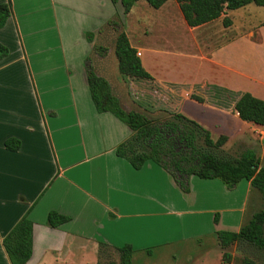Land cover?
I'll return each instance as SVG.
<instances>
[{"label": "crops", "instance_id": "crops-1", "mask_svg": "<svg viewBox=\"0 0 264 264\" xmlns=\"http://www.w3.org/2000/svg\"><path fill=\"white\" fill-rule=\"evenodd\" d=\"M1 3L9 4L10 14L0 27V43L8 50L0 59V264H11L2 240L24 215L33 224L27 264H97L106 261L107 250L118 260L116 248L124 244L132 246L133 262L134 255L147 252L150 257L154 251L171 247L187 250L184 245L191 242L203 250L202 258L207 260L222 246L219 230L238 231L249 221L254 212L249 216L247 206L258 192L248 180L229 189L218 178L192 175L189 191L184 192L154 161L146 160L135 168L119 156L116 148L131 130L111 111L96 108L87 68L108 82L126 111L139 110L133 109L130 99L122 102L118 91L153 81L172 92L170 102L154 103L161 111L181 113L211 134L215 128L227 140L231 118L253 124L241 120L234 109L238 96L223 106L178 92L184 84H206L207 80L187 83L157 78L150 72V80L124 78L114 52L120 32L117 20L122 17L120 1ZM219 18L189 27L182 17L184 25L195 31L191 38L194 52L216 67L229 68L230 62L218 56L227 54L235 39L204 28ZM106 30L113 35L109 46ZM126 35L142 61L144 47ZM206 86L249 92L235 90L225 81ZM7 141L17 147H8ZM51 211L69 219L51 226L47 223ZM167 254L171 259L177 256Z\"/></svg>", "mask_w": 264, "mask_h": 264}, {"label": "trees", "instance_id": "trees-1", "mask_svg": "<svg viewBox=\"0 0 264 264\" xmlns=\"http://www.w3.org/2000/svg\"><path fill=\"white\" fill-rule=\"evenodd\" d=\"M120 1L122 13L130 11L137 0ZM148 5L157 9L167 0H145ZM182 16L189 27L219 18L227 11L243 7L251 2L264 7V0H175ZM10 14L8 3L0 4V27ZM223 24L230 25L228 16ZM7 48L0 43V59L7 54ZM114 52L118 60V70L123 76L150 80L152 75L145 69L137 50L130 44L124 31L116 35ZM87 81L92 100L99 111H111L131 130L130 135L116 148L119 156L125 157L135 168H140L146 160H152L165 169L184 191H189V177L195 175L203 179H220L227 188H234L237 183L246 179L256 188L264 199V165L251 149H246L239 156H232L223 150L227 136L219 135L213 139L208 129L181 113L162 110V114L149 117L139 111H126L114 94L108 82L87 68ZM214 98H224L228 102L215 101L218 105L228 106L235 99L234 109L239 118L245 122L264 126V99L250 92H237L213 86ZM192 99L199 102L203 98L192 94ZM225 101V100H224ZM7 146L16 148L7 141ZM69 218L56 212H49L47 223L56 226ZM32 221L24 215L4 236L2 242L11 264H27L32 253ZM220 244L228 246L234 242H247L264 250V207L254 212L249 221L238 231L217 232ZM118 260L99 261L97 264H132L133 248L124 244L116 248ZM224 255V254H223ZM239 264H259L252 259L244 258Z\"/></svg>", "mask_w": 264, "mask_h": 264}, {"label": "rangeland", "instance_id": "rangeland-1", "mask_svg": "<svg viewBox=\"0 0 264 264\" xmlns=\"http://www.w3.org/2000/svg\"><path fill=\"white\" fill-rule=\"evenodd\" d=\"M121 16L122 20H117L120 27L118 29L122 31L125 23L126 33H129L135 42L138 40L137 45L144 47L143 65L153 76L184 80L187 83L201 80H207L208 83L206 84L225 81L231 83L235 90H246L264 99L263 6L251 2L230 13L228 16L230 25L225 26L223 24L224 17L222 16L216 23L204 27L215 34L227 35L235 39L234 47L229 49L227 54L218 56L219 59L230 62L229 68L216 67L210 61L203 60L197 52H194L196 49L193 50L194 44L191 42V38L195 31L193 32L184 25L182 13L174 0L168 1L157 9L148 5L145 0H139L130 12L122 13ZM123 21L125 22L123 23ZM143 32L144 35H142ZM117 33L118 31H116ZM104 34L110 39L108 46L111 45L113 35L107 30ZM169 46L171 47L170 52L165 51V47ZM174 47H178V49L174 50ZM123 77L127 78L126 76ZM252 77L259 80L255 81ZM132 79L135 82L138 81L136 78ZM206 84H184L178 92L187 96L192 94L201 96L206 102H228L230 95L218 93V96L222 94L224 98L215 99L213 97L215 91L207 88ZM208 86L210 87V85ZM126 87L118 91L122 97V102H129L130 99L134 102L133 109H138L139 112L145 113L151 118L163 113L161 108L154 104L155 102H164V100L170 102L171 99L168 94H172V92L168 91L166 86H159L153 81H147L145 84L133 83L130 89L128 85ZM239 122L238 119L231 118L227 123L226 129L230 137L224 144L223 150L232 156H239L243 151L251 148L259 157L260 165H264V126L246 125ZM221 125L224 126L225 124ZM214 130L216 129H213L211 135L213 139H216L219 134ZM239 133L241 135L237 138ZM256 192H258L257 199L254 202L249 201L247 206L249 216L264 207V199L261 193L257 189ZM184 246H187L188 249L171 247L169 250L163 248L154 251L150 257L146 256L147 252L142 253V256L134 255L133 262L134 264H220V262L239 264L244 258H248L259 264H264V250L243 241L231 243L227 247L219 246L216 251L210 253L207 260L206 257L202 258L204 252L197 245L195 246L191 242ZM166 250L177 255L176 258L171 259ZM105 252L104 260L114 259L112 250Z\"/></svg>", "mask_w": 264, "mask_h": 264}, {"label": "built area", "instance_id": "built-area-1", "mask_svg": "<svg viewBox=\"0 0 264 264\" xmlns=\"http://www.w3.org/2000/svg\"><path fill=\"white\" fill-rule=\"evenodd\" d=\"M137 54L139 55L140 53H139V52H137Z\"/></svg>", "mask_w": 264, "mask_h": 264}]
</instances>
